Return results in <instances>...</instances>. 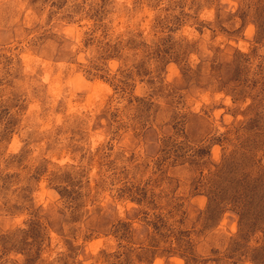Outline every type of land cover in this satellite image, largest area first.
I'll use <instances>...</instances> for the list:
<instances>
[{"label": "clouds", "instance_id": "1", "mask_svg": "<svg viewBox=\"0 0 264 264\" xmlns=\"http://www.w3.org/2000/svg\"><path fill=\"white\" fill-rule=\"evenodd\" d=\"M0 264H264V0H0Z\"/></svg>", "mask_w": 264, "mask_h": 264}]
</instances>
